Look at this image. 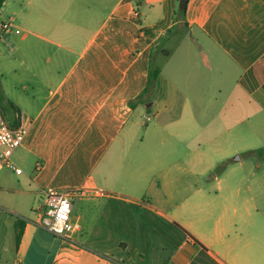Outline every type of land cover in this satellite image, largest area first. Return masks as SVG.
<instances>
[{
  "label": "crops",
  "instance_id": "1",
  "mask_svg": "<svg viewBox=\"0 0 264 264\" xmlns=\"http://www.w3.org/2000/svg\"><path fill=\"white\" fill-rule=\"evenodd\" d=\"M178 6L4 2L0 23L12 28L0 29V47L13 55L0 69V109L28 134L12 157L24 170H0V264L8 250L14 264H264V173L226 159L219 144L240 129L254 133L251 120L264 118V0L188 1L187 33L208 42L235 78L229 93L210 95L179 91L165 74L182 46L167 47L185 26ZM46 189L79 192L77 229L56 250L37 223ZM19 215L27 222L17 245Z\"/></svg>",
  "mask_w": 264,
  "mask_h": 264
},
{
  "label": "rangeland",
  "instance_id": "2",
  "mask_svg": "<svg viewBox=\"0 0 264 264\" xmlns=\"http://www.w3.org/2000/svg\"><path fill=\"white\" fill-rule=\"evenodd\" d=\"M187 31L188 27L182 26L181 29L175 31V38L168 43L167 47H172L173 45L179 43L182 46L178 56L175 55V57L170 59L168 67L164 69L165 74L168 73L173 82L177 85L179 91H184L188 88V91H190L192 95L197 92L196 89L198 88L204 89L206 94L209 95L214 94L218 88H221L225 93H229L234 87L233 81L235 79L234 76L228 77V72L231 67L229 65L227 66V64L222 61V56L214 48H212L208 42H205L202 37H199L197 34L194 37H190L191 32L187 33ZM41 43L45 44L44 42ZM202 49L208 54L205 53L199 55L201 60H195L194 54L196 52H201ZM207 49L212 50V53L207 51ZM188 54H191V57ZM12 55V51L7 48L0 47V69H5V64L7 61L12 59ZM155 62L163 65V63H166V58H164L161 53H156ZM6 87V78L2 77L0 74V104L5 111H7L6 95L4 92ZM191 104L193 108H196L199 102L192 101ZM251 121H253L254 124V133L247 135L245 133H241L240 129L238 130L233 143L230 141L225 142V139L219 140V144L223 147L221 154L225 155L223 157H226V159L229 160H234L239 156L242 159L240 164H243V168L245 170H255L258 173H264V118L256 116ZM249 147H258L260 150L250 153ZM208 151L211 152V150ZM17 165L22 172L24 168L19 164ZM217 168L218 165L215 166L214 172L217 171ZM3 196L7 199H13V196L10 194H4ZM41 198L43 200V196ZM74 202L76 203L77 201H73V203ZM3 208L6 211L11 212L8 208H6V206H3ZM40 212V219L37 223L40 230L43 232L42 236L44 238V243L47 247L52 246V248L56 250L58 248L59 237H56L43 229L41 222L45 215L44 209ZM19 217L25 219L23 216L19 215ZM7 221H10V219L8 218ZM55 239H57L56 243L50 244ZM3 259L2 264H14L16 258L15 255L8 250L6 255L3 256ZM50 259L51 260H48L47 264L51 263L52 258ZM39 263H44V261L41 260L37 262V264ZM24 264L36 263L25 262ZM66 264H75V260L73 258L69 259Z\"/></svg>",
  "mask_w": 264,
  "mask_h": 264
},
{
  "label": "built area",
  "instance_id": "3",
  "mask_svg": "<svg viewBox=\"0 0 264 264\" xmlns=\"http://www.w3.org/2000/svg\"><path fill=\"white\" fill-rule=\"evenodd\" d=\"M11 22L0 23L2 31H9ZM17 34L21 33L15 28ZM28 128L24 125L11 128L6 122L0 109V170L9 169L17 173L21 169L13 161L12 157L16 149L22 146ZM79 192L75 189L57 190L46 189L42 192L44 203V217L41 222L43 229L52 235L69 240L70 235L77 229L72 219L73 200L78 197Z\"/></svg>",
  "mask_w": 264,
  "mask_h": 264
},
{
  "label": "trees",
  "instance_id": "4",
  "mask_svg": "<svg viewBox=\"0 0 264 264\" xmlns=\"http://www.w3.org/2000/svg\"><path fill=\"white\" fill-rule=\"evenodd\" d=\"M5 1L6 0H0V9L3 7ZM186 12H187V9L180 10L179 7H178L176 9L175 14H176V21L184 22V25L187 27V23H186ZM159 73H160L159 70H153L152 69L151 74H150L151 80H156L157 75ZM149 89H150V86H148V88H147L146 91H148ZM130 104L133 105V102H131ZM224 167H225V165L223 164L222 165V168H224ZM10 217H14V216L11 215ZM16 219L18 221L17 223H19L20 226H21V230H20V232L17 235V245H18L19 242H20V239H21L22 232H23V227H24L25 223L27 222V220H25L24 218H20V217H16Z\"/></svg>",
  "mask_w": 264,
  "mask_h": 264
},
{
  "label": "water",
  "instance_id": "5",
  "mask_svg": "<svg viewBox=\"0 0 264 264\" xmlns=\"http://www.w3.org/2000/svg\"><path fill=\"white\" fill-rule=\"evenodd\" d=\"M189 0H179V9L180 10H185L187 8ZM241 158L238 156L236 157V160H240Z\"/></svg>",
  "mask_w": 264,
  "mask_h": 264
}]
</instances>
